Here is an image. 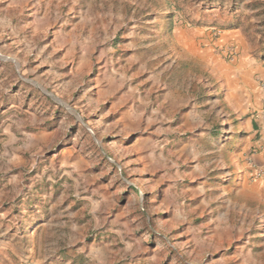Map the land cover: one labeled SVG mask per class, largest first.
<instances>
[{"label": "rangeland", "instance_id": "1", "mask_svg": "<svg viewBox=\"0 0 264 264\" xmlns=\"http://www.w3.org/2000/svg\"><path fill=\"white\" fill-rule=\"evenodd\" d=\"M261 89L264 0H0V264H264Z\"/></svg>", "mask_w": 264, "mask_h": 264}, {"label": "crops", "instance_id": "2", "mask_svg": "<svg viewBox=\"0 0 264 264\" xmlns=\"http://www.w3.org/2000/svg\"><path fill=\"white\" fill-rule=\"evenodd\" d=\"M249 71V70H248ZM247 71V72H248ZM240 81L238 80V75L235 73H229V76L226 79L227 84V96L230 101H233V110L237 111L239 114H244L247 111L248 103L250 102V96L245 86L242 83V80L245 79L244 74H239ZM259 96L264 97V91L261 89ZM263 100V99H262ZM237 126L245 132L247 142L253 140L256 136L260 135L259 140L256 141V146L259 147L258 153L255 152L251 155V159L257 164L261 165L264 169V110L262 109L261 114L251 115L246 120L242 122L237 121ZM246 163V162H245ZM242 187L245 189L256 188V192L246 190L249 196L256 201H263L264 203V179L259 184L256 181H242Z\"/></svg>", "mask_w": 264, "mask_h": 264}, {"label": "built area", "instance_id": "3", "mask_svg": "<svg viewBox=\"0 0 264 264\" xmlns=\"http://www.w3.org/2000/svg\"><path fill=\"white\" fill-rule=\"evenodd\" d=\"M262 106H263L262 109L264 110V97H263V104H262Z\"/></svg>", "mask_w": 264, "mask_h": 264}]
</instances>
